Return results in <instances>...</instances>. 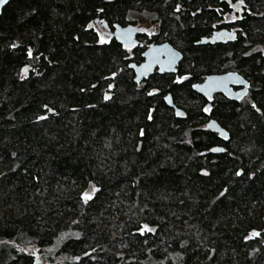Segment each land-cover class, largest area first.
<instances>
[{
	"label": "trees",
	"instance_id": "trees-1",
	"mask_svg": "<svg viewBox=\"0 0 264 264\" xmlns=\"http://www.w3.org/2000/svg\"><path fill=\"white\" fill-rule=\"evenodd\" d=\"M236 6L239 20L223 23ZM144 14L160 22L158 41L184 54L179 74L191 82L138 85L130 65L141 47L102 45L89 29L96 19L136 25ZM227 27L237 28L236 42L198 45ZM229 71L251 82L250 93L242 102L218 96L207 116L191 86ZM167 92L183 115L164 102ZM210 118L228 141L206 130ZM36 254L44 264H264V0L4 8L0 264H34Z\"/></svg>",
	"mask_w": 264,
	"mask_h": 264
},
{
	"label": "water",
	"instance_id": "water-1",
	"mask_svg": "<svg viewBox=\"0 0 264 264\" xmlns=\"http://www.w3.org/2000/svg\"><path fill=\"white\" fill-rule=\"evenodd\" d=\"M11 1L12 0H7V3H0V16L2 15L4 8ZM139 33L140 31L136 26L130 25L123 27L121 25H117L115 27L113 37L123 47L132 48L136 43ZM214 42L215 37L212 39H203L198 43V45L203 46ZM144 58L145 62L142 65H130V68L135 74L134 81L138 85H140L144 80H148L157 68L160 69L161 74L176 73L179 64L184 59V56L170 44H163L160 46H151L144 54ZM29 69L30 68L28 67L27 74ZM234 87H243V89L241 91H235ZM249 88L250 83L244 77L238 73H228L224 75L209 76L203 83L193 85L192 89L209 102L208 106H211L215 95L222 94L232 101H240L247 95ZM165 101L167 106L173 109L177 115L178 113H182V110L175 105L171 95H168ZM54 114L55 111L49 110L48 114L40 117L38 121L46 120L50 115ZM206 130L217 134L223 141H228L230 139V133L216 120H210L206 125ZM213 149H220V151H213ZM213 149L211 150V153L215 155L222 154L225 151L224 147H215ZM34 264H44L37 254Z\"/></svg>",
	"mask_w": 264,
	"mask_h": 264
},
{
	"label": "flooded vegetation",
	"instance_id": "flooded-vegetation-1",
	"mask_svg": "<svg viewBox=\"0 0 264 264\" xmlns=\"http://www.w3.org/2000/svg\"><path fill=\"white\" fill-rule=\"evenodd\" d=\"M233 10L235 11V13L227 15L226 18H224L223 23L230 24V23H235L237 20H239V18L241 17V14H242L240 12V9L238 8V6H236ZM130 25L131 26H136L139 29V31H140L139 35L137 36L135 45L132 48H126L128 51H131V50H134L135 48H137L138 46L141 47V62L138 65H142L145 62L144 54L153 45L154 46H160V45H163V44H170L172 47L175 48L174 45H172L171 43H169L167 41H165V42L158 41L159 40L158 38L161 36V30H160V22H158L157 19H156V21H154L153 17L148 16L147 14L146 15L144 14V15L141 16V22L139 24H136V25L129 24L127 26H130ZM116 26L117 25H115L113 28H110L108 26L107 22H105L104 20L96 19L95 21L90 23L89 29L93 30V32L98 37L99 41H100V37L101 36L106 38L107 42L102 44V45H104V44L110 43L113 39L115 40V38L113 37V33L115 31V27ZM237 31H238L237 28H231V27L230 28L229 27L222 28L220 30H215L210 36L204 37V38H202V40L203 39H212V38L215 37V42L211 43V44H207L209 46L210 45L211 46H215V45H220V44L234 43V42L237 41ZM217 40H219V41H217ZM207 45H204V46H207ZM175 49L178 50L177 48H175ZM183 56H184V54H183ZM180 64H179V66H180ZM179 66L177 68V72L176 73L161 74L160 73V69L157 68V69H155L154 73L149 77V79L148 80H144L141 83V85L144 82H147L150 79L154 78L155 76L169 77V79H170L169 80V84L170 85L187 84V83L191 82V80L193 78V75L192 74H179ZM228 73H238L239 75L244 77L250 83V88L248 90L247 95L240 101H234V102H242L248 96V94L250 93V90H251L252 86H251V82L245 76H243L242 74H240L239 72H236V71H229V72H224V73H212V74L205 75V76L202 77V80L200 82H194L191 87L193 88V85L203 83L206 80V78L209 77V76H212V75H224V74H228ZM184 77H187V79H183ZM178 80L180 82H177ZM242 89H243V87H234L235 91H241ZM168 95H171L172 98H173L172 93L167 92L164 95V102L165 103H166L165 99H166V97ZM218 96H222V97L226 98L222 94H218V95H215L214 101H215V99ZM226 99H228V98H226ZM204 100H205L204 111L207 108L208 111H205V113H206L207 116H209L211 114L212 109H213L214 101L211 103V106H208L209 102L206 99H204ZM228 100H230V99H228ZM230 101H232V100H230ZM210 120H214V119L210 118L208 120V122Z\"/></svg>",
	"mask_w": 264,
	"mask_h": 264
},
{
	"label": "snow or ice",
	"instance_id": "snow-or-ice-1",
	"mask_svg": "<svg viewBox=\"0 0 264 264\" xmlns=\"http://www.w3.org/2000/svg\"><path fill=\"white\" fill-rule=\"evenodd\" d=\"M229 2L231 3V0H229ZM243 2V0H241V3ZM0 3H7V0H0ZM101 44L106 43L107 40L105 37L101 36L100 37V41ZM29 55L31 56V52H29ZM26 71V69H25ZM183 79H187V77H184ZM177 82H180L179 80ZM152 93H150L151 95ZM106 99L108 98L107 96L105 97ZM258 110V109H257ZM205 111H208V109L206 108ZM178 115H183L182 113H178ZM149 119H151V116H149ZM143 131H141V135H143ZM213 151H220V149H213ZM207 174V173H205ZM240 173H237V175H239ZM82 198L85 200V202H87V200L91 199L92 197L89 196V194L87 192L82 194ZM143 230H146L148 232H152L154 231V229L150 228L148 225H144L143 226ZM259 233H256V235H258Z\"/></svg>",
	"mask_w": 264,
	"mask_h": 264
},
{
	"label": "rangeland",
	"instance_id": "rangeland-1",
	"mask_svg": "<svg viewBox=\"0 0 264 264\" xmlns=\"http://www.w3.org/2000/svg\"><path fill=\"white\" fill-rule=\"evenodd\" d=\"M94 191H95L94 188H91V189L89 190L88 194H89V195H92V194L94 193ZM144 231H146V230H144Z\"/></svg>",
	"mask_w": 264,
	"mask_h": 264
}]
</instances>
